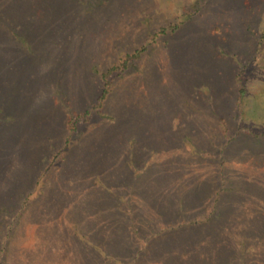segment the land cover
Listing matches in <instances>:
<instances>
[{"label": "rangeland", "instance_id": "1", "mask_svg": "<svg viewBox=\"0 0 264 264\" xmlns=\"http://www.w3.org/2000/svg\"><path fill=\"white\" fill-rule=\"evenodd\" d=\"M0 264H264V0H0Z\"/></svg>", "mask_w": 264, "mask_h": 264}, {"label": "trees", "instance_id": "2", "mask_svg": "<svg viewBox=\"0 0 264 264\" xmlns=\"http://www.w3.org/2000/svg\"><path fill=\"white\" fill-rule=\"evenodd\" d=\"M133 56H135V55L132 54V55H128V56H126L125 60H123V61H121L119 64H116V65H114L113 67H111V68L109 69V72H110V71H114V70H116V69H118V68H119V69L122 68L124 65L127 64V62L130 60V58H132ZM108 92H109L108 89H104L103 92H102V94H101V96H100V100H101V99H104L105 95H106Z\"/></svg>", "mask_w": 264, "mask_h": 264}]
</instances>
